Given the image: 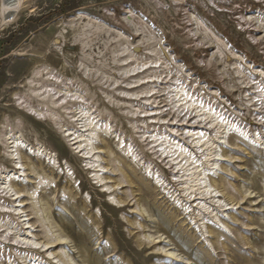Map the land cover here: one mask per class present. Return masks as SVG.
Masks as SVG:
<instances>
[{
    "label": "rangeland",
    "instance_id": "374dc122",
    "mask_svg": "<svg viewBox=\"0 0 264 264\" xmlns=\"http://www.w3.org/2000/svg\"><path fill=\"white\" fill-rule=\"evenodd\" d=\"M3 2L0 264H264V0Z\"/></svg>",
    "mask_w": 264,
    "mask_h": 264
},
{
    "label": "bare ground",
    "instance_id": "6f19581e",
    "mask_svg": "<svg viewBox=\"0 0 264 264\" xmlns=\"http://www.w3.org/2000/svg\"><path fill=\"white\" fill-rule=\"evenodd\" d=\"M23 0H4L3 2V7H2V11H1V15L4 16V18H8L9 20H11L14 15H15V12H17L18 8V4H21ZM4 175V174H3ZM131 177V176H130ZM129 177V178H130ZM128 178V176H127ZM129 178H128V181H129ZM2 188V187H1ZM104 188V187H103ZM19 194V193H18ZM204 195V194H203ZM207 195V194H206ZM232 195V194H231ZM234 196V195H233ZM234 200V198H233ZM129 203V201H128ZM231 209V208H229ZM23 219V218H22ZM27 224V223H26ZM30 228V227H29ZM216 230H219L216 228ZM29 231V230H28ZM58 241V240H57ZM61 242V241H60ZM54 244V243H53ZM59 244V243H58ZM39 246V245H38ZM55 245H51L50 247H48V250L52 247H54ZM17 247V246H15ZM229 248V246L227 247ZM47 249V248H46ZM230 250H232V248L230 247L229 248ZM168 258H171V257H168ZM175 260V259H174ZM172 260V261H174Z\"/></svg>",
    "mask_w": 264,
    "mask_h": 264
}]
</instances>
